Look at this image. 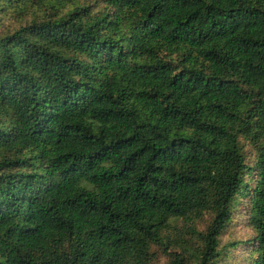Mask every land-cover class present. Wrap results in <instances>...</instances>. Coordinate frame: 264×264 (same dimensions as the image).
<instances>
[{
	"label": "trees",
	"instance_id": "obj_1",
	"mask_svg": "<svg viewBox=\"0 0 264 264\" xmlns=\"http://www.w3.org/2000/svg\"><path fill=\"white\" fill-rule=\"evenodd\" d=\"M99 1L0 0V264H264V0Z\"/></svg>",
	"mask_w": 264,
	"mask_h": 264
},
{
	"label": "rangeland",
	"instance_id": "obj_2",
	"mask_svg": "<svg viewBox=\"0 0 264 264\" xmlns=\"http://www.w3.org/2000/svg\"><path fill=\"white\" fill-rule=\"evenodd\" d=\"M93 7L92 12H96L101 3L99 0H84ZM7 22L2 21V26H6ZM245 160L248 166H253L256 159L254 149L247 142L242 141ZM248 179L251 185H254L256 173L252 172ZM200 223L201 229L206 225L207 218ZM254 231L249 223V217L246 211V203H240L235 207V211L231 216V221L225 226L219 235V257L217 264H250L249 253L253 251ZM166 258L158 255L155 264H166Z\"/></svg>",
	"mask_w": 264,
	"mask_h": 264
}]
</instances>
